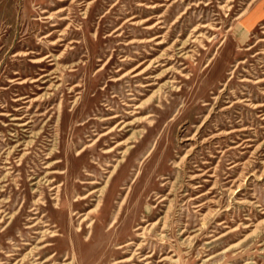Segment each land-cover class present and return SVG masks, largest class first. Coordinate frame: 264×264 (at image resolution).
Segmentation results:
<instances>
[{
    "label": "rangeland",
    "instance_id": "rangeland-1",
    "mask_svg": "<svg viewBox=\"0 0 264 264\" xmlns=\"http://www.w3.org/2000/svg\"><path fill=\"white\" fill-rule=\"evenodd\" d=\"M35 262L264 264V0H0V264Z\"/></svg>",
    "mask_w": 264,
    "mask_h": 264
},
{
    "label": "bare ground",
    "instance_id": "bare-ground-1",
    "mask_svg": "<svg viewBox=\"0 0 264 264\" xmlns=\"http://www.w3.org/2000/svg\"><path fill=\"white\" fill-rule=\"evenodd\" d=\"M244 14V12L239 16V17H241L242 15ZM252 18V17H251ZM248 23H250V20L248 21ZM204 26H207V24H204ZM239 28V30L240 31H242L243 32V30L245 31V27H244V24H243V22H241L240 24H239V26H238ZM199 30V29H198ZM247 30V29H246ZM158 32V31H157ZM235 32V31H234ZM162 41H159L158 43H161ZM39 55V54H38ZM68 59V58H67ZM70 59V58H69ZM43 59H33V61H36V62H40V61H42ZM140 66V64H138V65H136L135 67H133L131 70H129L128 72H126L125 74H123V76H126V75H128L129 73H131V72H134V71H136L134 74H133V76H138V75H141L142 73H144L145 72V70L144 69H141L140 71H138V67ZM180 70V69H179ZM47 75V73H43L41 76H46ZM165 76V75H164ZM120 78H122V77H120ZM120 78H115V79H120ZM37 80H39L38 78H35L34 79V81H37ZM145 81V80H144ZM151 83H148V84H146V85H150ZM179 87V86H178ZM27 95H24V96H22L21 98H26L25 99V101H28V99H27ZM18 99H20V98H18ZM253 103V102H252ZM128 105H130V104H128ZM17 109H19V108H17ZM116 116H118L117 114L116 115H112V116H109L108 118H105V119H111V118H114V117H116ZM12 119H14V120H18V119H22V117H13ZM108 123V122H107ZM19 125H21V126H25V125H28V121H23V122H20L19 123ZM24 130H27L26 128H24ZM114 130V127H112V128H110L108 131H106V132H104L102 135H107L108 133H110V132H112ZM191 139V138H190ZM91 145V144H90ZM199 145V144H198ZM113 150V148H109V149H107V150H105V152H110V151H112ZM51 177V176H50ZM89 179V178H88ZM62 182V181H61ZM207 184V183H206ZM94 185V184H93ZM87 197V195H84V196H81L80 197V199H84V198H86ZM44 219V218H43ZM230 222V221H229ZM203 224H205V222L203 223ZM35 225V224H34ZM34 225H31L30 227H33ZM51 228V227H50ZM140 228H142V226L141 225H138L137 226V228L136 229H140ZM145 230V229H144ZM50 233H51V236H55V235H57L58 233H56V232H53L52 230L51 231H49ZM143 233H145L144 231L142 232V234H139V235H142V237H143ZM165 236V235H164ZM43 240H45V238L43 237L40 241H43ZM243 241V240H242ZM129 243H133V241L132 240H130V241H128L127 242V244H129ZM25 244H27V242H25ZM240 244V243H239ZM48 245H50V243H47V244H45L44 246H42V247H47ZM41 247V248H42ZM29 248V247H28ZM131 248V247H130ZM227 248V247H226ZM24 249V248H23ZM138 250V249H137ZM34 251L33 250H31V252H30V255L33 253ZM8 256L9 255H12L11 253L9 254H7ZM55 256V254H52L51 256H49L48 258H46L44 261H48V259H50V258H52V257H54ZM149 256H151V255H147L146 257H149ZM211 256V255H210ZM25 258H26V256H24V257H22L21 259H20V261L21 262H23L24 260H25ZM36 258H39V256H36ZM131 258H124V259H121V260H119V261H117V262H125V261H129ZM40 260V259H39ZM37 263H39V262H35L34 264H37ZM147 264V263H146Z\"/></svg>",
    "mask_w": 264,
    "mask_h": 264
}]
</instances>
